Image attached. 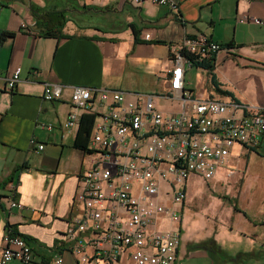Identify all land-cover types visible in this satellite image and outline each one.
<instances>
[{
    "label": "crops",
    "instance_id": "obj_1",
    "mask_svg": "<svg viewBox=\"0 0 264 264\" xmlns=\"http://www.w3.org/2000/svg\"><path fill=\"white\" fill-rule=\"evenodd\" d=\"M176 1L177 10L150 0H0V33H12L0 45V249L10 227L33 247L28 264H47L56 252L64 264H103L81 263L74 240L64 239L81 214L75 194L94 160L97 120L93 110L76 109V124L64 128L71 85L120 89L130 100L154 94L158 109L176 113L180 102L165 96L173 51L184 37L203 33L226 47L213 57L212 71L186 67L192 95L264 107V0ZM243 15L263 22H241ZM48 82L65 85L59 99H44ZM241 153L248 158L239 163ZM232 156L233 168L206 180L217 191L207 210H193L187 193L176 264H264V134L255 148L234 145ZM192 175L200 176L191 174L186 190ZM11 181L21 208L9 204ZM118 264L136 263L126 253Z\"/></svg>",
    "mask_w": 264,
    "mask_h": 264
},
{
    "label": "built area",
    "instance_id": "obj_2",
    "mask_svg": "<svg viewBox=\"0 0 264 264\" xmlns=\"http://www.w3.org/2000/svg\"><path fill=\"white\" fill-rule=\"evenodd\" d=\"M132 1L139 6L146 0ZM150 1L172 10L179 8L176 0ZM239 20L263 22L252 15ZM225 47L203 33L186 36L176 46L165 94L180 102L176 113L158 109L154 94L130 100L120 89L71 85L73 109L64 128L76 124V109L93 110L97 117L89 147L94 160L82 171V188L75 194L81 214L64 233V239L74 240L78 261L118 264L128 253L136 264H176L182 237L180 207L187 197L188 177L195 173L209 180L221 169L230 168L234 145H259L264 107L198 99L186 84V67L212 59ZM19 76L17 68L8 79L9 90L15 88ZM64 87L58 82L46 83L44 99H59ZM41 126L51 129L53 124ZM43 147V143L38 146ZM8 186L10 206L21 208L22 202L15 199L17 186L12 181ZM84 242L91 251L85 250ZM12 259L28 264L34 260V251L24 236L7 228L0 264ZM64 261L63 253L56 252L47 264Z\"/></svg>",
    "mask_w": 264,
    "mask_h": 264
},
{
    "label": "rangeland",
    "instance_id": "obj_3",
    "mask_svg": "<svg viewBox=\"0 0 264 264\" xmlns=\"http://www.w3.org/2000/svg\"><path fill=\"white\" fill-rule=\"evenodd\" d=\"M82 1V0H79ZM94 17V14H92ZM195 68H191V71H194ZM238 157V162L242 163L244 160L248 158V156L245 153H241ZM234 158L232 156L230 160V168H233L234 165ZM226 169L224 171H219L220 175L225 173ZM212 181H206L205 178L202 176H197V175H192L191 178L189 179L188 187H187V193L188 197H190V203L192 206L194 205L195 207L193 210L197 209L200 212H203L202 210H207L208 207L211 205V199L212 195H216L214 192H217L216 189L213 188L212 186ZM179 186V184H178ZM169 187H165L164 189H168ZM218 196V195H217Z\"/></svg>",
    "mask_w": 264,
    "mask_h": 264
},
{
    "label": "trees",
    "instance_id": "obj_4",
    "mask_svg": "<svg viewBox=\"0 0 264 264\" xmlns=\"http://www.w3.org/2000/svg\"><path fill=\"white\" fill-rule=\"evenodd\" d=\"M64 19V18H63ZM12 33L11 32H8V31H5V32H1L0 33V45L1 43L5 40V38L9 35H11ZM56 36H60V32L59 31H56V33L54 34ZM197 66H200V67H204L206 69H208L209 71H212L213 70V67H214V61H213V58L212 59H209V60H206L202 63H197L196 64ZM11 230V232L13 233H16L14 230H12L10 227H7ZM24 236V235H23ZM26 238V236H24Z\"/></svg>",
    "mask_w": 264,
    "mask_h": 264
}]
</instances>
